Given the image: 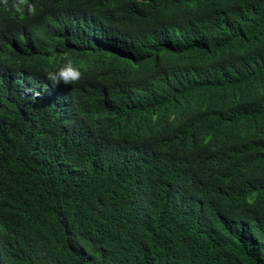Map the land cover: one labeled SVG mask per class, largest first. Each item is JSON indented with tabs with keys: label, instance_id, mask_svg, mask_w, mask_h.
Masks as SVG:
<instances>
[{
	"label": "trees",
	"instance_id": "16d2710c",
	"mask_svg": "<svg viewBox=\"0 0 264 264\" xmlns=\"http://www.w3.org/2000/svg\"><path fill=\"white\" fill-rule=\"evenodd\" d=\"M0 264H264V0H0Z\"/></svg>",
	"mask_w": 264,
	"mask_h": 264
},
{
	"label": "clouds",
	"instance_id": "9594fccd",
	"mask_svg": "<svg viewBox=\"0 0 264 264\" xmlns=\"http://www.w3.org/2000/svg\"><path fill=\"white\" fill-rule=\"evenodd\" d=\"M3 2L5 5H7L8 0H3ZM24 2H25V0H20V3H24ZM29 10L33 14L35 13L34 7H30ZM17 11H19L18 8H17ZM257 17H259L258 14H252L247 19L237 20V21L232 22L228 25L230 27H234V28L240 29L244 32H247L246 29L248 27L252 26L253 24L258 23ZM223 27L224 26H221L218 28H209L208 27V30L215 33V32H220L223 29ZM64 59L67 61V63L56 72H51V71L48 72L47 73V79H49L53 83V85H57L61 82L66 84V85L79 83V81L81 80L82 75H83L82 72L73 66V62L70 58H68L66 56V57H64Z\"/></svg>",
	"mask_w": 264,
	"mask_h": 264
}]
</instances>
